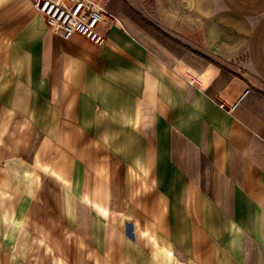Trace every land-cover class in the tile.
Instances as JSON below:
<instances>
[{
	"label": "crops",
	"instance_id": "0c3cea01",
	"mask_svg": "<svg viewBox=\"0 0 264 264\" xmlns=\"http://www.w3.org/2000/svg\"><path fill=\"white\" fill-rule=\"evenodd\" d=\"M100 1L0 0V264H264V0Z\"/></svg>",
	"mask_w": 264,
	"mask_h": 264
},
{
	"label": "built area",
	"instance_id": "2783aa9c",
	"mask_svg": "<svg viewBox=\"0 0 264 264\" xmlns=\"http://www.w3.org/2000/svg\"><path fill=\"white\" fill-rule=\"evenodd\" d=\"M31 4L45 18L48 28L64 39L80 35L92 44L101 45L105 40L102 26H121L117 16L100 0H31ZM246 92L229 105L219 102V107L233 111Z\"/></svg>",
	"mask_w": 264,
	"mask_h": 264
}]
</instances>
